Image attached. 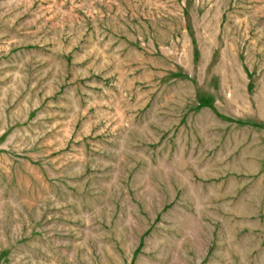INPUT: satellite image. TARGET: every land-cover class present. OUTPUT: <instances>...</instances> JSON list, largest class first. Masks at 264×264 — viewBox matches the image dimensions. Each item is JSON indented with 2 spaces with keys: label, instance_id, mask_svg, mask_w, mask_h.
I'll return each instance as SVG.
<instances>
[{
  "label": "rangeland",
  "instance_id": "obj_1",
  "mask_svg": "<svg viewBox=\"0 0 264 264\" xmlns=\"http://www.w3.org/2000/svg\"><path fill=\"white\" fill-rule=\"evenodd\" d=\"M0 264H264V0H0Z\"/></svg>",
  "mask_w": 264,
  "mask_h": 264
}]
</instances>
